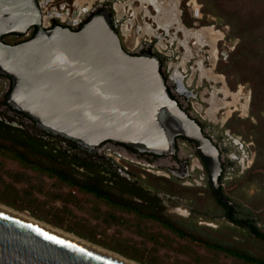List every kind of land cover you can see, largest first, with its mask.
I'll use <instances>...</instances> for the list:
<instances>
[{
    "label": "water",
    "instance_id": "water-1",
    "mask_svg": "<svg viewBox=\"0 0 264 264\" xmlns=\"http://www.w3.org/2000/svg\"><path fill=\"white\" fill-rule=\"evenodd\" d=\"M148 7L157 16L156 6ZM31 28L29 40H1L26 36ZM160 67L157 54L123 48L109 9L76 29H43L37 0H0V74L11 81L5 100L11 110L87 153L107 141L167 157L175 155L177 138L186 139L205 166L210 189L231 211L219 193V151L171 96ZM0 264L123 263L0 211Z\"/></svg>",
    "mask_w": 264,
    "mask_h": 264
},
{
    "label": "trees",
    "instance_id": "trees-1",
    "mask_svg": "<svg viewBox=\"0 0 264 264\" xmlns=\"http://www.w3.org/2000/svg\"><path fill=\"white\" fill-rule=\"evenodd\" d=\"M197 1L202 4L204 17L198 21L191 18L184 3L183 24L193 27L194 22L197 21L199 26H211L213 23L206 19L207 15L221 19L228 26L226 39H236L237 43L226 59H221L217 63L215 70L227 78L235 77V83H247L251 89L252 109L249 116L254 121L250 118L244 120L232 118L224 126V129H228L231 134L241 135L245 140L251 139L254 143L255 156L252 165L240 176L227 182V187L230 184H237L234 189L226 193L220 176L218 178L219 193L232 203V210L228 211L226 206L217 199L205 178L202 181L205 189H200L215 205L211 207L210 213L214 217L223 218L225 226L215 229L200 226L190 230L186 228V223L190 220L166 214L163 206L160 205V199L155 194L146 195L143 198L144 206L133 200V193L142 191L134 178H138L154 192L162 191L171 197H189V200L198 204L204 197H199V191H193L194 188L177 185L167 178L150 174H146V178L141 179L139 173L132 171L129 172L130 180L112 172L116 179L112 182L113 184H109L110 179L97 169L94 161L87 162L86 159L83 161L80 159L75 151L77 150L75 144L70 142L71 152H64L53 144L50 145L42 137L24 133L2 119H0V154L16 160L26 169L57 178L71 188L104 200L112 213L138 212L137 208H144L149 220L158 223L179 238H189L190 241L206 250L222 253L238 261L264 264V257H256L247 251L244 240L255 241L258 246L264 247V0ZM105 8L100 7L94 13ZM90 15L83 23L89 19ZM34 33L35 29L31 28L26 37L9 34L3 36L1 40L5 44L14 45L29 40ZM8 38L10 40H7ZM147 52L156 54L151 49H147ZM160 72L162 73L161 70ZM229 87L234 89L235 84L229 83ZM80 167H84L86 171L81 172ZM20 180L17 179V181ZM239 182L246 186L256 183L257 193L250 199L243 196L240 201L238 196L232 195L234 190L240 188ZM207 210L206 208L205 211H199L197 207H194L193 212L196 217L194 221L197 222L201 215L206 217ZM112 213H108V216L116 221L118 217L115 218Z\"/></svg>",
    "mask_w": 264,
    "mask_h": 264
},
{
    "label": "rangeland",
    "instance_id": "rangeland-1",
    "mask_svg": "<svg viewBox=\"0 0 264 264\" xmlns=\"http://www.w3.org/2000/svg\"><path fill=\"white\" fill-rule=\"evenodd\" d=\"M67 1L71 2L72 0ZM114 1H120L121 4H124L129 0ZM187 3L188 0L181 1V12L179 13L181 20L183 5L186 7V11L191 18L198 21L204 17L202 12L203 7L199 1L196 0L200 9L199 17H194L195 15H193L192 7ZM110 4L111 2H107L102 4V6H108V8L105 9L110 10V15L112 17L113 13L111 12ZM134 6L139 7V2L135 1ZM149 10H151V14L154 15L151 7H149ZM142 15L143 12L139 13L138 16L132 20L133 28L129 37L121 36L119 30L120 26L117 25L116 28L123 48L131 53H136L138 51L140 52L141 49L151 47V49L159 55L160 61L162 60L161 63L165 62V73H170L173 70V67H170V65H179L178 70L186 75V81L192 77L194 78L195 85H202V88H200L199 99L193 100L191 105L194 109V115L201 119L205 125L214 124L219 128L222 124L225 125L226 122L232 118L241 120L250 118L249 115L252 106L251 89L249 85L247 83H235V77L229 76V78H227L225 75L220 72H216L215 70L217 63L221 59H226L228 53L233 50L234 45L237 43L236 39H226L228 26L225 25L221 19L211 15L206 16V19L213 23L211 26L214 28L210 25L199 26L197 21L194 22L193 27H187L182 23L187 29H199L200 27L211 28L217 32L219 39L223 35V38L217 42L218 54L216 59L211 57L209 46L199 47L195 44V40L188 39L187 43L191 51L192 58L185 61L186 50L181 46L184 36L182 32L175 30V28H170L169 34L160 29L158 31L160 40H156L154 37H140L139 45L136 47L134 46L137 38L136 29H143L142 27L145 23H151L153 26L155 25L152 23L150 18H144ZM127 18L128 17H124L120 23H124ZM112 22H114V17H112ZM144 38L152 40L151 44L145 42ZM7 40L10 39L8 38ZM159 45H163V49L159 48ZM183 61L185 62L184 65L181 64ZM199 61L202 63L205 70H211L213 73L220 75L224 82L207 80L205 77L201 78L197 65ZM229 83L235 84L234 89H230ZM223 85L233 93H236L239 89L241 90L238 93L239 95L241 93L239 103L243 104L245 101H248L246 115H243L240 110H236L229 116H226L228 108H223L216 116V121H212L207 117V109L209 108V105L206 100L210 97V93L213 89H220ZM219 97L222 98V94L219 93L218 98ZM227 101H231V99L228 98ZM197 107H202V109H198ZM250 120L254 121L253 118H250ZM232 135L240 137L247 145L249 156L244 166L246 167L249 165L250 167L255 156L253 151V141L251 139L245 140L241 135ZM217 138H220L219 135ZM118 163L127 165L122 161H119ZM127 166L132 172L139 174L143 173L144 176H146V174L156 176L154 173L157 169H149L152 172L148 173L138 167H134L132 165ZM242 173H238V171L230 172V175H228L227 180L224 181L222 186L226 193L237 186V184H230L227 187V182L233 180L237 176H240ZM17 179L21 180L17 181ZM239 184L241 185L240 182ZM204 187L205 185L203 182L201 183V186L189 187L194 188L193 191L195 190L202 193L199 197H204V199L203 201L199 200L198 204L189 200V197H183L181 199L190 202V204L197 207L199 211H205V209H208L210 206L215 207L208 196L203 194L202 190L205 189ZM256 193L257 185L254 183L248 186L242 184L239 189L234 190L232 195L238 196V199L242 201L243 196L250 199ZM0 205H3L13 211L27 214L35 220L40 221L41 223L54 229L72 234L93 246L114 252L135 263L138 261L143 264H248L228 257L222 253L206 250L205 248L193 243L188 238L178 239L175 235L169 233L158 223L151 220H146L133 216L132 214L130 215L119 211L112 213L109 207L100 205V203L96 201L91 194L71 188L57 178L47 177L35 171L26 169L16 160L11 159L4 154H0ZM172 205L175 206V204ZM176 210H178L177 213H169L168 215L175 218H183L187 214L183 208H177ZM108 213L114 214L115 218L118 217L117 220L113 221L108 216ZM178 213H181V215ZM217 221L224 222L223 218H218ZM197 222L202 221L198 219ZM205 222L208 223H206V225H209L207 227L212 228L216 226V224L211 220L206 219ZM225 225L226 224H222L219 227ZM242 238L244 239L243 236ZM244 240L249 253L256 257H264L263 246H258V243L255 241L252 242L247 239Z\"/></svg>",
    "mask_w": 264,
    "mask_h": 264
},
{
    "label": "flooded vegetation",
    "instance_id": "flooded-vegetation-1",
    "mask_svg": "<svg viewBox=\"0 0 264 264\" xmlns=\"http://www.w3.org/2000/svg\"><path fill=\"white\" fill-rule=\"evenodd\" d=\"M173 3L170 4L171 6H169V8L166 10L167 11L166 17H172L173 22L177 21V19L179 18L181 23H183L181 18L178 17L180 16L179 14L180 6L176 8L174 7ZM100 7L108 8L107 5L94 6L91 12L89 13V15L93 14L96 11V9ZM81 11L82 9L80 10V12ZM149 11L151 13V10ZM142 17H144V15H142ZM113 24L117 27L115 21L113 22ZM153 27L154 29H156L155 26ZM170 28H175V27H169L168 30H166L167 34H169ZM200 28H206V27H200ZM190 30L194 31L196 29H190ZM143 31H145L144 28L139 30V33H142ZM158 31L159 30L156 29V37L160 39V36H158L159 35ZM188 39L189 38H184V40L181 42V46L184 47L186 50L185 61L192 58V54L187 43ZM216 41L215 43H211L212 42L211 39H208L205 44L206 46L210 47L211 57L213 59H216L218 54V46ZM147 49H151V47L146 49H141L140 52L147 51ZM164 63L163 62L161 63L160 70L162 71L163 73L162 75L165 78V81L167 82V86L169 87L171 96L176 100L179 107H181L190 117H192L195 121H198L202 124L199 125L197 123L200 126L203 133L205 134V136L208 137L213 142V144L216 146V148L219 151L220 160H221V173L219 176L222 180V186H223V183L225 180H227L228 175H230V172L238 171V173H242L246 168L249 167V165H247L246 167L244 166L249 156L247 145L240 137L234 136L230 133L229 130L224 129L225 126L224 124H222L219 128L214 124L205 125L201 119H199L196 115H194L193 113L194 109L192 108L191 102L193 100L199 99L200 88H202V85H195L194 78L192 77L188 79V81H186L187 79L186 75H184L180 70H178L179 65H174V66L170 65V67H173V70L170 73H165L166 66ZM184 63L185 62L183 61L181 64L184 65ZM197 65H198V71H200L199 74L201 78L205 77L207 80L224 82L220 75L213 73L211 70L209 71L205 70L200 61L197 63ZM179 73H181L183 76H179ZM10 89H11V81L6 76L0 74V119L10 124L11 126H14L19 130H22L24 133H29L32 135L42 137L50 145L54 143L53 145L57 149H60L64 152H71L69 149L71 146L70 142L38 130L34 126V124L30 122L29 118H27L25 115L21 113L11 110L5 104L6 96L9 93ZM219 93L222 94L223 96L222 98L219 97L220 99L218 98ZM235 97H236V93L231 92L229 89L225 88L224 85L220 89H213L212 92L210 93V97L207 98L206 100L207 104L209 105V108L207 109V117L212 121H216V116L220 113V110L223 108H228L226 116H229L231 113L236 111L235 109H233L232 106L234 103L238 107L237 110H240L243 113V115H246L247 108L245 110L241 109L240 107L241 105L237 104ZM228 98H230L231 101H227ZM197 108L202 109V107L201 108L197 107ZM195 112L197 113L196 110ZM218 135L220 137L219 139L217 138ZM176 148L177 149L174 156L164 157V156L138 153L131 149H124L122 146L118 144H111L105 141L102 142L99 146H97L93 153H87L78 148L75 151L77 152V155L80 157L82 161L84 159H86L87 162L94 161L97 169L100 170L104 176L110 179L109 184H113L112 182L115 181L116 179L114 175L111 174L112 172H116V174H118L120 177H124L130 180L131 179L129 174L130 168L127 165H132L148 173L152 172L149 169H157V171L154 173L156 176L165 177L177 185L188 186V187L201 186L203 179L207 178V171L193 143L186 139L177 138ZM115 158H118V160L116 161ZM119 161H122L127 165H122L118 163ZM79 170L81 172L86 171L84 167H80ZM139 177L141 179L146 178V176H144L143 173L139 174ZM134 180L137 182V185H139V187L142 188V191L139 190L133 193L134 202L139 203L141 206H144L145 201L143 198H145L146 195L155 194L160 199V205L163 206V210L164 212H166V214L175 213V212L177 213L178 212V210H176L177 208H183L185 212H187V214L183 218L190 220L186 223V228L190 230L200 226H206V227L209 226L206 225L207 223L205 222L206 219L211 220L216 224L215 227L211 226L214 229L222 224H225L224 222L217 221L218 217H214L213 214L210 213L212 211L211 206L208 207V210L206 212L208 215H206V217H203L201 215L198 218L202 222H195L194 219L196 217L193 212L194 207L190 204V202L185 201L178 197H173V196L171 197L169 195L164 194L162 191L154 192L152 189L148 188L146 184H143L138 178H134ZM198 194L201 195L202 193H198ZM94 198L96 199V201L100 203V205H103L104 207H109V205H107V203L104 200H101L97 197ZM175 198L180 199L182 203H178L177 201H175L174 200ZM172 204H175V206H173ZM137 210L139 211L124 212V213H128L130 215L132 214L133 216H136L138 214L136 217L149 220L146 217V212L144 211V208H137ZM178 214L181 215V213ZM177 238L182 239L179 237Z\"/></svg>",
    "mask_w": 264,
    "mask_h": 264
},
{
    "label": "built area",
    "instance_id": "built-area-1",
    "mask_svg": "<svg viewBox=\"0 0 264 264\" xmlns=\"http://www.w3.org/2000/svg\"><path fill=\"white\" fill-rule=\"evenodd\" d=\"M190 1L191 0H188L187 4L191 5L192 10H193L192 11L193 15H195L194 17H199L200 9H199L198 4L197 3L194 4ZM37 2H38L39 9L41 12V26L43 29H50L55 25H61L65 27H70L72 29H76L81 24H83V21L85 20L86 17L89 16V13L91 12L94 6H100L107 2H111L110 8H111V12L113 13L112 17H114L115 23L120 26L119 30H120L121 36L126 37L123 35V32H122V27L124 26V24H126V22H129L130 20L135 19L139 13L141 12L144 13L143 9L139 10L140 4H139V7L134 6L135 0L131 3V5H127L126 2L124 4H121L120 1L115 2L114 0H93L92 3H89L87 1L78 2L77 0H72L71 2H68L67 0H37ZM78 3H81L80 5L83 10V12L80 15L77 14L78 10H80ZM119 5L123 6L121 10V14L118 10ZM136 10H139V11H136ZM148 10H149V7H148ZM124 17H128V18L126 19V21H124V23H120ZM131 26L133 28V25H129V27ZM130 30L131 32L128 34V37L132 33V29ZM137 31H138V28L136 29V34H137ZM222 38H223V35H222ZM136 40L134 43L135 47L139 45L140 38H138V43ZM144 40L145 42H148L150 44L152 42V40L150 39L147 40L144 38ZM159 48L163 49V45L162 46L159 45ZM115 159L116 161L118 160V158H115Z\"/></svg>",
    "mask_w": 264,
    "mask_h": 264
},
{
    "label": "bare ground",
    "instance_id": "bare-ground-1",
    "mask_svg": "<svg viewBox=\"0 0 264 264\" xmlns=\"http://www.w3.org/2000/svg\"><path fill=\"white\" fill-rule=\"evenodd\" d=\"M78 2H81L82 0H77ZM85 1V0H84ZM83 1V2H84ZM93 1V0H92ZM92 1H91V3H92ZM134 1V0H133ZM132 0H129L126 4L127 5H131V3L133 2ZM135 1H138L139 2V4H140V9L139 10H142L143 9V11H144V18H150V19H153V21L155 22V23H157V25L160 27V28H163V27H161L160 25H159V19H160V17H163V14L161 13V8L159 7V0H135ZM168 2H170V4H172L173 2V4H174V7H176V8H178L179 7V5H180V2H181V0H167ZM149 2H151L152 4H154V6H156V8H157V11H158V14H157V16H154L153 17V15L150 13V11L148 10V4H149ZM190 2H192V3H194V4H196V1L195 0H191ZM79 4V8H80V10L82 9L81 8V3H78ZM178 5V6H177ZM146 6H147V8H146ZM171 6V5H170ZM122 8H123V6L122 5H119L118 6V10H119V12H120V14H121V10H122ZM80 10H78V15H80L82 12H83V10L80 12ZM139 10H136V11H139ZM178 17H180V16H178ZM133 18H135V17H133ZM127 24V25H126ZM126 24H124V26L122 27V32H123V35L124 36H126V37H128V34L131 32V30L130 29H132V26L131 27H129V25H132L133 24V21L132 20H130L129 22H126ZM174 27H175V30H177V31H179V30H182L183 31V36H184V38H191V39H193V40H195V41H198V39H197V35H201L202 33H205L206 34V36L208 37V39L210 38L211 39V43H215V41L218 39V37H219V35H217V32L216 31H214L213 29H211V28H200V29H196V30H194V31H191L190 29H186V28H184L182 25V23H181V21H180V19L178 18L177 19V21H175L174 22ZM212 28H214L213 26H211ZM142 28H144V30L145 29H151L153 32L156 30V29H154V27H153V24H151V23H145L144 25H143V27ZM163 29H165V30H168L167 28H163ZM139 30H141V28H138V31H137V34H138V36H137V43H138V38H140V37H142L143 35H142V33H139ZM146 31V30H145ZM144 32V31H143ZM140 34V35H139ZM144 34V33H143ZM222 35V34H221ZM151 37H154V36H151ZM221 38H222V36H221ZM220 38V39H221ZM219 39V40H220ZM216 42H218V40L216 41ZM241 90L239 89L237 92H236V97H235V99H236V101H237V104H240L239 103V99H240V95H241V93H240V95L238 94L239 92H240ZM247 103H248V101H245L243 104H240L241 106V109H243V110H245L246 108H247ZM233 106V109H235V110H237V105H235V103L232 105ZM0 211L1 212H4V213H7V214H9V215H12V216H15V217H17V218H19V219H21V220H23V221H25V222H27V223H30V224H32V225H35V226H37V227H40V228H42V229H44V230H47V231H49V232H52V233H54V234H56V235H58V236H61V237H63V238H65V239H67V240H69V241H71V242H74V243H76V244H78V245H81V246H84V247H87V248H89V249H91V250H93V251H95V252H98V253H100V254H102V255H104V256H106V257H109V258H112V259H114V260H117V261H119V262H121V263H123V264H137V263H135V262H132V261H130V260H127V259H125L124 257H121V256H119L118 254H116V253H114V252H111V251H108V250H104V249H101V248H98V247H96V246H93V245H91V244H89V243H87V242H85L84 240H82V239H80V238H78V237H76V236H74V235H72V234H69V233H66V232H64V231H61V230H58V229H54V228H52V227H50V226H48V225H46V224H43V223H41L40 221H37V220H35L34 218H32V217H30V216H28L27 214H24V213H19V212H16V211H13V210H11V209H9V208H7V207H5V206H3V205H0Z\"/></svg>",
    "mask_w": 264,
    "mask_h": 264
},
{
    "label": "crops",
    "instance_id": "crops-1",
    "mask_svg": "<svg viewBox=\"0 0 264 264\" xmlns=\"http://www.w3.org/2000/svg\"><path fill=\"white\" fill-rule=\"evenodd\" d=\"M84 1V0H82ZM89 3H91L92 0H85ZM170 6V2L167 0H159V7L161 8V13L163 14L164 17H160L159 25L163 28H169V27H174V22L172 20V17H166L167 15V9ZM146 31L142 32L143 36L151 37V36H156V30L153 32L151 29H145ZM198 36V35H197ZM190 39V38H189ZM210 39V38H209ZM219 39V37H218ZM217 39V40H218ZM208 40V37L206 36L205 33H202L201 35L198 36V41H195V44H197L199 47H205L206 41Z\"/></svg>",
    "mask_w": 264,
    "mask_h": 264
}]
</instances>
